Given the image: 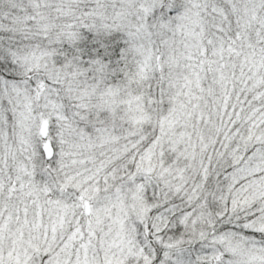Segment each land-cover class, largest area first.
I'll list each match as a JSON object with an SVG mask.
<instances>
[{"label": "snow or ice", "instance_id": "obj_1", "mask_svg": "<svg viewBox=\"0 0 264 264\" xmlns=\"http://www.w3.org/2000/svg\"><path fill=\"white\" fill-rule=\"evenodd\" d=\"M0 264H264V0H0Z\"/></svg>", "mask_w": 264, "mask_h": 264}]
</instances>
